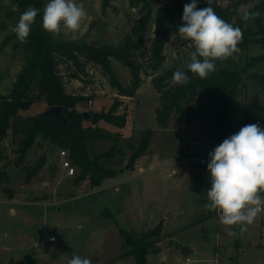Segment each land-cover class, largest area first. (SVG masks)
Segmentation results:
<instances>
[{
    "label": "rangeland",
    "instance_id": "1",
    "mask_svg": "<svg viewBox=\"0 0 264 264\" xmlns=\"http://www.w3.org/2000/svg\"><path fill=\"white\" fill-rule=\"evenodd\" d=\"M47 2L41 0L42 15ZM75 2L86 10L80 29L72 33L62 28L59 35L52 34L55 41L122 44L131 34L132 23L142 6L141 2L132 4V0H109L107 5L103 0ZM171 2L150 0L152 15L144 42L130 60L124 62L109 56L113 70L127 87L131 85L133 69L129 62L134 67L133 61L145 65L142 83L132 96L122 95L113 88L98 65H85L84 73L78 78L71 77L70 69L60 66L68 93L92 97L78 103V111L93 113L116 107L118 113H127L124 127L104 120L97 124H92L89 119L83 122L85 126L98 125L122 133L123 137L116 145L125 154L116 151L110 165L122 161L116 168L124 166L131 153L129 144L137 146L141 132L147 127L154 128L147 150L136 159L133 169L125 168L99 186H92L88 178L75 184L80 168L73 163L76 173L68 175L61 167L62 156L58 154L52 163L46 155L43 167L27 179L22 167L27 165L33 169L41 156L44 140L37 136L22 159L18 157L20 135L9 134L3 141L12 162L6 168L9 180L0 189V264H68L74 254L90 259L92 264H136L133 255L113 261L128 249L120 230L140 234L158 227L162 229L156 244L159 251L148 252L149 264H264V212L258 214L252 224L245 225L244 232L240 231V225L221 223L219 211L207 206V191L211 188L207 167L192 165L188 160L195 153L193 150L207 151L206 137L214 143L213 149L219 145V141L213 139L212 126L208 123L185 120L186 112L197 106V100L185 105L183 113L173 114L165 128L156 120L160 92L154 87L153 75L146 67L148 60L138 54L141 50L148 52L152 46L157 7ZM220 2L226 5L228 0ZM254 4L255 0H248L239 6V10L247 11ZM17 18L12 0H0V97L10 94L25 62L22 45L14 44L18 39L14 37L5 42L6 36L13 32ZM172 34H176L174 39ZM171 35L159 73L174 66L187 67L194 51L190 40L176 32ZM262 53L264 38L237 48L231 56V66L242 70L243 82L240 95L233 99L231 124L224 139L243 127V106L249 97L256 93L264 102V88L259 87L260 80L253 77L264 74V60L246 67L253 57ZM172 82L175 81L172 79ZM33 92L38 94L39 90ZM47 108L45 96L36 95L21 113L40 115ZM113 143V140H99V151L102 146L108 148ZM142 164L145 170H137ZM8 196H14V199L10 200ZM8 200L14 202L16 209H7L5 202ZM52 235L54 241L48 239ZM187 257L189 262H186Z\"/></svg>",
    "mask_w": 264,
    "mask_h": 264
},
{
    "label": "trees",
    "instance_id": "2",
    "mask_svg": "<svg viewBox=\"0 0 264 264\" xmlns=\"http://www.w3.org/2000/svg\"><path fill=\"white\" fill-rule=\"evenodd\" d=\"M246 1L248 0H228L226 5H222L220 0H212L211 5H207L206 0H198L197 7L202 9L211 6L219 17L241 28L243 39L237 48H244L252 40L264 38V0H255L253 7L247 10L249 13L259 12V17H250L248 20H244L242 15L245 11H240L239 6ZM103 2L104 5H107L109 0H103ZM139 2L142 3L139 16L134 19L131 34L122 44L97 45L55 41L52 34L42 27L43 15L41 11L35 18L27 42L15 41L16 46L22 45L25 62L14 81L10 94L0 97V188L9 180L6 167L12 161L8 157L6 146L3 143L9 134L21 136L18 149L20 159L24 158V155L34 145L37 136H40L44 143L50 141L59 148L68 149L69 158L80 168L74 180L75 184L88 178L92 186H99L106 178L118 176L125 168L133 169L136 159L147 150L154 128L147 127L141 132L137 146L134 143L129 144L131 153L124 166L116 168L122 161H114L113 165H110V160L116 151H119L121 155L125 154L124 150L116 145L123 137L122 133L120 131L113 132L98 125L85 126L83 124L85 120L83 111H78L76 105L87 99H92V97L86 94L68 93L60 66H65V70L70 69V76L78 78L81 73H84L85 65H98L113 88L122 95L132 96L134 90L142 83L141 73L145 70V65L142 62L133 61L135 67L132 69L131 85L127 87L120 82L118 75L113 70L109 56L112 55L125 62L136 54V50L141 49L151 19L152 6L150 0H132V4ZM190 2L191 0H172L171 3L157 7L152 46L148 52L141 50L138 56L148 60L146 67L153 75L154 87L160 92V106L156 110L158 124L165 128L173 114L183 113L185 105L196 99L197 106L186 112L185 120L208 123L212 126L213 139L221 144L228 133L227 127L231 124L230 110L233 99L240 95V87L243 82L240 72L242 70L231 66L232 58L217 60L216 71L211 73L207 79H201L188 67L174 66L159 73L166 58L167 41L172 32L178 33V26L183 23L184 5ZM40 3L41 0H12V5L18 4L20 8L19 11H16L17 22L21 13L28 6H35L41 10ZM14 37L17 38L13 31L6 36L5 42ZM262 60H264V53L253 57L246 67L253 66ZM176 71H183L188 76L189 82L183 85L172 82L173 73ZM253 77L259 79V87L264 88V74H254ZM34 89H38L39 93L34 94ZM36 95H44L48 107L62 105L68 122L61 125L60 119L53 115H44L43 112L40 115H23L19 112V109L28 108ZM243 109V126L259 123L264 128V102L258 94L255 93L249 97L245 101ZM90 115L89 120L92 124L104 120L118 127L125 126L127 117L126 112L118 113L116 107H111L109 111L93 112ZM99 140H113L114 143L108 148L102 146L99 151ZM45 159L46 155L40 156L32 170L27 165H23L22 168L28 175L27 179H30L43 167ZM161 231V227H158L137 234L135 231L121 229L120 234L128 249L113 261L133 255L136 264H149L147 254L150 251H159L156 244Z\"/></svg>",
    "mask_w": 264,
    "mask_h": 264
},
{
    "label": "clouds",
    "instance_id": "3",
    "mask_svg": "<svg viewBox=\"0 0 264 264\" xmlns=\"http://www.w3.org/2000/svg\"><path fill=\"white\" fill-rule=\"evenodd\" d=\"M206 2L211 5L212 0ZM197 3L198 0H191L184 5L178 34L194 46L188 69L201 79H207L216 71L217 60L227 59L237 51L243 32L219 17L211 6L200 9ZM13 10L19 11V5H14ZM40 11L30 5L21 13L13 29L21 43L27 42ZM85 15V8L75 0H48L43 8L42 27L54 35H59L62 28L76 33ZM259 15V12L245 11L242 19ZM175 37L176 34L171 35L172 39ZM172 79L181 85L189 82L183 71L174 72ZM207 170L211 177L207 206L219 211L224 225H240V231H246L245 225L252 224L257 215L264 212V196L261 195L264 193V128L259 123L248 124L224 139L209 153ZM50 239L54 241V237ZM68 264H92V261L74 254Z\"/></svg>",
    "mask_w": 264,
    "mask_h": 264
},
{
    "label": "water",
    "instance_id": "4",
    "mask_svg": "<svg viewBox=\"0 0 264 264\" xmlns=\"http://www.w3.org/2000/svg\"><path fill=\"white\" fill-rule=\"evenodd\" d=\"M155 34V30H154ZM239 48V47H238ZM129 65H131L132 68H134V65L129 62ZM64 108L62 105H51L49 106L44 112V115H53L54 117L60 119L61 125H64L68 122L67 117L64 113ZM19 112H21V109H19ZM83 116L85 119H90V112L89 111H83ZM59 147L53 143V142H45L43 145L41 156L49 155L50 161L53 163L57 157Z\"/></svg>",
    "mask_w": 264,
    "mask_h": 264
},
{
    "label": "built area",
    "instance_id": "5",
    "mask_svg": "<svg viewBox=\"0 0 264 264\" xmlns=\"http://www.w3.org/2000/svg\"><path fill=\"white\" fill-rule=\"evenodd\" d=\"M211 150L213 151L214 149H211ZM211 150L206 151V152L192 153L188 159L190 164L195 165V166H200V167H203V166L207 167V164L209 163V153L212 152ZM58 154L63 157V160L61 163L62 169L66 170V173L68 175H74L76 173V168L73 165V162L71 161V159L69 158L68 151L66 149L59 148ZM51 237H54V240H55V236L52 235V236H49L48 238L50 241H52L50 239ZM189 261H190V258L187 257L186 262H189Z\"/></svg>",
    "mask_w": 264,
    "mask_h": 264
},
{
    "label": "crops",
    "instance_id": "6",
    "mask_svg": "<svg viewBox=\"0 0 264 264\" xmlns=\"http://www.w3.org/2000/svg\"><path fill=\"white\" fill-rule=\"evenodd\" d=\"M206 139H207V146H208V148H207V151L208 150H211V149H213V146H214V143L213 142H211V140H209V137H206ZM194 142L195 141H197V139H195V140H193ZM193 144V143H192ZM193 147H194V145H192ZM204 149H202L201 151H203ZM194 152H201V151H197V150H193ZM204 152V151H203ZM47 156H49V155H47ZM154 159H155V156H154ZM153 159V160H154ZM156 160V159H155ZM51 162V161H50ZM156 162H159V161H156ZM160 162H162V161H160ZM150 163V162H149ZM148 163V164H149ZM8 167V166H7ZM6 167V168H7ZM137 170H139V171H144L145 170V165L144 164H142V165H139L138 167H137ZM1 189V188H0ZM15 196V195H14ZM14 196H12V197H9L8 196V198L10 199V200H12V199H14ZM6 204H7V209H16V207H15V205H14V202L13 201H9L8 200V202H5Z\"/></svg>",
    "mask_w": 264,
    "mask_h": 264
}]
</instances>
